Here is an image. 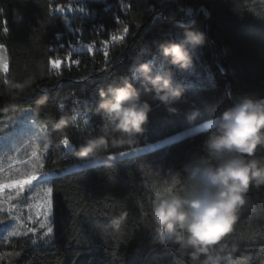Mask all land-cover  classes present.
Here are the masks:
<instances>
[{
    "label": "trees",
    "instance_id": "1",
    "mask_svg": "<svg viewBox=\"0 0 264 264\" xmlns=\"http://www.w3.org/2000/svg\"><path fill=\"white\" fill-rule=\"evenodd\" d=\"M111 1L119 0L84 2L99 6L101 13L81 24L80 2L0 0V45L8 59L6 72L0 59V120L29 108L46 126L52 141L45 157L47 173L86 159L77 149L87 138L109 139L88 157L97 159V166L53 176V233L44 237L36 221L35 233L27 231L29 225L19 236L0 237V264H202L204 256L194 260L190 248L157 237L160 227L151 208L157 193L185 188V165L208 156L203 142L223 110L245 95L264 97V0H125L131 7L118 16L104 9ZM69 5L75 6L72 11ZM185 27L206 33L207 42L194 49L195 62L177 82L185 89L175 104L179 111L169 113L135 77L131 58L143 52L152 60L158 57L153 62L157 69L166 67L157 41L175 37ZM80 28L84 43L101 46L105 41L107 65L105 48L93 54L71 51L73 33ZM112 35L120 40L112 41ZM68 57L77 58L79 65L53 69V61ZM124 75L133 77L152 111L147 130L120 143L121 134L107 125L97 106L99 89ZM195 108L200 115L189 119L187 113ZM65 116L68 123L58 127ZM64 136L75 151L61 145ZM136 149L135 155L108 159ZM257 155L264 156V149ZM247 196L235 230L226 238L228 251L233 264L241 259L264 264V186L251 187ZM122 211L128 215L117 228L110 217ZM8 216L0 213V219Z\"/></svg>",
    "mask_w": 264,
    "mask_h": 264
},
{
    "label": "clouds",
    "instance_id": "2",
    "mask_svg": "<svg viewBox=\"0 0 264 264\" xmlns=\"http://www.w3.org/2000/svg\"><path fill=\"white\" fill-rule=\"evenodd\" d=\"M206 42V33L185 27L175 37L157 41L159 54L167 61L161 70L143 52L131 58L134 74L154 92V100L167 106L169 113L179 111L175 104L185 92L177 84V68L191 67L196 59L194 49ZM133 81L132 76L124 75L99 89L97 111L108 126L121 134L120 143L136 139L150 122L152 104L141 99ZM187 115L195 119L200 109H192ZM67 123L65 116L58 126ZM108 143L107 136L89 137L79 145L77 155L88 158ZM203 143L208 156L194 158L185 165L187 185L181 192L169 189L166 195H158L151 216L169 239L191 249L194 260L204 256L202 264H233L226 238L235 230L250 188L264 186V156L257 155L264 149V97H240L213 120L212 131ZM127 215V211L113 214L111 224L119 228ZM237 264L246 261L241 259Z\"/></svg>",
    "mask_w": 264,
    "mask_h": 264
},
{
    "label": "snow or ice",
    "instance_id": "3",
    "mask_svg": "<svg viewBox=\"0 0 264 264\" xmlns=\"http://www.w3.org/2000/svg\"><path fill=\"white\" fill-rule=\"evenodd\" d=\"M59 11L63 12L62 9H60ZM4 31L7 32V28H5ZM75 31L77 32L76 29ZM124 31L127 32V28H125ZM113 39L118 38L113 37ZM0 47H3V45H0ZM87 47L91 49L92 45H88ZM104 56L105 65H107L109 63L107 47H105L104 49ZM156 59H158V57H153L152 61L154 62ZM52 63L54 67L59 65L58 60L53 61ZM75 63L79 64V61H76ZM104 70L108 71L107 67H105ZM4 71H7V64H4ZM134 75L138 77L137 74ZM77 103L80 102L78 101ZM85 123H88V121L85 120ZM45 132L46 129L43 126L38 127L36 121L30 117H26L23 121H21L20 126L18 127L14 124L11 131H5L4 129H0V155H3L5 150H14V146L17 144V142L25 137L31 138L29 140V143L32 145L31 158L27 161L26 166L21 165L20 168H17L15 169V171H13V165L10 163L7 169V171L10 173L9 175H5L6 169L0 166V208H2L5 203L6 198L4 196V193L6 189L15 190L17 193H20L25 189L26 186H30L29 190L31 191L32 182L35 181L36 185H39V187H36L35 189V193L33 196L34 204L32 205V207H34L35 209L36 216L42 218L39 223V228L45 229L43 236L48 237L53 233V189L50 186V182L53 176L64 175L73 171L77 172L80 169H86L97 166L98 160L86 158L83 159L81 163H79L75 168L66 169L60 173H43L44 165L42 157L44 155V151H46V148L44 149V151H39V144L36 143V141L39 140L40 134H43ZM60 143L66 150L75 151L73 146L70 144L69 138L67 136H64ZM138 151H140V149H136L131 152H121L118 156H109L108 159H123L131 155H135ZM158 195L159 193H157V196ZM11 211L12 208L9 207L8 212L11 213ZM16 219L19 220V217L17 216ZM22 226V224H18L17 228ZM6 231L7 229L3 226V222L0 221V237H2ZM27 231L35 233L36 229L27 228ZM159 231L161 233H164L165 229L160 228ZM10 235L16 237L20 235V232L12 231ZM33 242L35 243V241Z\"/></svg>",
    "mask_w": 264,
    "mask_h": 264
},
{
    "label": "rangeland",
    "instance_id": "4",
    "mask_svg": "<svg viewBox=\"0 0 264 264\" xmlns=\"http://www.w3.org/2000/svg\"><path fill=\"white\" fill-rule=\"evenodd\" d=\"M72 4L74 3H82L81 6H77L76 10L80 11V7H83L86 3L84 2H106V0H71ZM74 5L68 6V11H72L74 9ZM163 67H159L157 70H161ZM183 68H177V82H180L183 78ZM136 77V76H135ZM26 117H30L33 120L36 121L37 126H43L46 129V132L43 134H40L39 140L36 141V143L39 144V151H44L46 148V151H44V155L42 157L43 165L45 166V157L49 152L50 145H49V131L47 130L46 126L39 121L36 116L31 112L29 108H24L20 113H18L16 116L10 117L8 119H1L0 120V129H4L5 131H11L14 124L15 126H20V122L23 121ZM30 137H25L22 140L18 141L17 144L14 146V150H5L3 155H0V166L4 167L6 169L5 175H9L10 173L7 171L9 164L11 163L13 165L12 170L15 171V169L20 168L21 165L27 164V161L31 158V151H32V145L29 143ZM38 151V154H39ZM75 166H71L68 168H63L62 170H57L53 173H60L63 172L66 169L75 168ZM26 170V168H25ZM43 173H47L43 167ZM42 173V174H43ZM30 186H26L23 191L20 193H17L15 190L6 189L4 196H5V203L2 208H0L1 214H8L9 216L7 218H1L0 221L3 222V226L7 229V231L4 233L3 236H9L12 231H20L24 229V227H28L29 225L33 227V224L36 221H41V217L36 216L35 209L32 207L34 204L33 196L35 193L36 187H39V185H36V182H32L31 191L29 190ZM9 207L12 208L11 213L8 212ZM19 217V220L16 219V217ZM31 217V218H29ZM18 224H22V227L17 228ZM36 229V228H35ZM37 231V230H36ZM45 231V229H44ZM42 232V235L44 233ZM158 238H167V233L164 231V233H161L160 231L157 234Z\"/></svg>",
    "mask_w": 264,
    "mask_h": 264
},
{
    "label": "built area",
    "instance_id": "5",
    "mask_svg": "<svg viewBox=\"0 0 264 264\" xmlns=\"http://www.w3.org/2000/svg\"><path fill=\"white\" fill-rule=\"evenodd\" d=\"M131 7V3L125 0H119L118 2L116 1H111L108 2L104 5V9L105 10H110L113 14V16H118L120 12H127ZM81 12V17L83 18V20H81V24L84 23V19L88 18V17H97L100 15L101 11H100V7L97 5H91L89 3H86L85 5H83V7L80 10ZM160 14V13H159ZM68 23L70 24V22L68 21ZM94 28H96L94 26ZM100 28L102 30L105 29L103 23L100 24ZM79 34H78V33ZM76 31H74L73 33V37H72V41H71V51H77V50H81V49H86L89 53L93 54L96 50H100L102 51L103 48L106 47V43L105 41L102 42L101 46H98L96 43H84L82 41V36H83V29L80 28ZM113 37H117L112 35V41L114 40ZM118 39L116 40H120V37H117ZM88 45H92L91 49H89L87 46ZM5 55V51L3 48L0 47V59L2 61L3 64H8V59L6 57H4ZM76 61H79L77 58H70L68 57L66 60L63 61H59V65L54 67L53 69L57 72H61L63 69L65 68H70L72 66H78L79 64L75 63ZM80 63V62H79ZM46 90V89H43Z\"/></svg>",
    "mask_w": 264,
    "mask_h": 264
}]
</instances>
